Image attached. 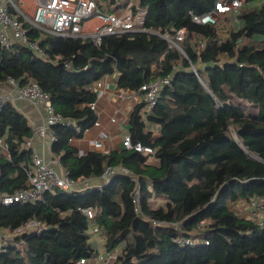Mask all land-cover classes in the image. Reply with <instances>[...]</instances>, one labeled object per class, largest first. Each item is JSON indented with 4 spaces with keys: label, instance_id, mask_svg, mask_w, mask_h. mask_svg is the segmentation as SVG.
Returning <instances> with one entry per match:
<instances>
[{
    "label": "trees",
    "instance_id": "16d2710c",
    "mask_svg": "<svg viewBox=\"0 0 264 264\" xmlns=\"http://www.w3.org/2000/svg\"><path fill=\"white\" fill-rule=\"evenodd\" d=\"M93 1L104 13L110 12L101 3H115ZM231 1L140 0L138 8L147 10L142 31L104 36L99 45L24 23L45 59L22 46L0 47V84L32 79L65 120L51 128L56 140L50 147L64 172L83 181L115 170L100 190L56 189L34 203L0 206V231L14 233L30 222L42 227L39 234H15L0 251V264H93L98 250L80 209L95 211L105 250L117 251L106 264H264V0H239L241 6L214 25L196 24L189 15L213 13ZM179 29L186 30L180 51L163 38ZM114 74L116 88L129 92L170 78L156 106L147 112L137 104L128 119L132 143L151 147L152 157L123 148L79 155L70 145L97 121L90 109L93 84ZM238 101L256 112L246 114ZM31 136L25 117L6 104L0 110V138L8 148V157H0V193L30 188L23 145ZM152 197L163 205L151 209ZM254 197L263 199L261 226L233 209ZM179 239L192 245L180 246Z\"/></svg>",
    "mask_w": 264,
    "mask_h": 264
},
{
    "label": "built area",
    "instance_id": "2783aa9c",
    "mask_svg": "<svg viewBox=\"0 0 264 264\" xmlns=\"http://www.w3.org/2000/svg\"><path fill=\"white\" fill-rule=\"evenodd\" d=\"M23 1L0 0V47L9 49L15 45L22 46L42 59H45L46 55L40 40H31L28 37L27 31L24 28L25 24L41 33L61 38H90L96 45H99L104 36L142 31L147 14L146 9L132 8V6L122 9L119 14L104 13L96 6L93 0H31L33 10L28 15L22 11ZM240 6L241 1L232 0L231 2L217 4L216 11L213 13L194 16L189 12V15H191L192 21L196 24L214 25L217 21L216 16L229 11H236ZM185 34V29H179L175 32L174 36L164 35L163 38L171 48L180 51L179 44L182 42ZM104 81V78H102L93 84L91 91L95 93L96 97L100 95ZM5 84L9 85L12 90L5 91L0 89V110L8 103L25 101L42 106L45 115L41 125L31 127L32 136L23 145L25 150L30 154L26 171L30 188L15 190L9 194L0 193V206L7 207L14 204L34 203L40 201L43 193H53L56 189L67 193L94 189L89 188L84 182L81 183L71 179L66 172H59L57 170L58 162L56 160L46 161L34 146V141L40 140L51 147L56 140L51 128L55 125L65 124V120L54 112L48 95L32 79H27L21 86L13 79L7 80ZM169 85V77L143 84L137 92L140 94V101L135 103L134 106L143 103L146 106V111L149 112L156 106L162 89ZM90 109L95 111V102L90 105ZM68 124L71 125L74 131H79V128L73 121ZM120 142L122 148L125 150L151 157L154 155V150L151 147L144 146L139 142L132 143L129 135H123ZM95 146L100 145L95 143ZM0 150L6 154L5 157H8V148L2 138H0ZM121 172L127 173L125 169H121ZM114 173L115 170L108 167L100 178L106 184ZM95 188L97 190L101 189V187ZM137 194L138 191H136L133 197L134 204L138 202ZM80 211L88 220L89 234L96 236L100 230L93 222L95 211L92 209H80ZM249 211L250 213H248ZM246 212L249 220L261 226L263 199L254 197L246 205ZM152 223L160 225L156 222ZM31 230L39 234L42 227L34 222H30L16 230L15 233L20 234ZM8 241H11V239ZM177 243L180 246L192 245L189 240L182 239H179ZM6 244V242L0 240V251L7 246ZM12 246L20 250L24 249L22 243H14ZM115 258L116 255L112 251L106 252V254L98 251L94 259L106 264L115 260ZM84 262V260L80 261L81 264H84Z\"/></svg>",
    "mask_w": 264,
    "mask_h": 264
},
{
    "label": "crops",
    "instance_id": "0c3cea01",
    "mask_svg": "<svg viewBox=\"0 0 264 264\" xmlns=\"http://www.w3.org/2000/svg\"><path fill=\"white\" fill-rule=\"evenodd\" d=\"M114 4L106 5L101 3V6L110 13H115V11L120 12L126 7L132 6L138 7L140 0H114ZM33 10V3L31 0H24L22 5V11L25 14H31ZM104 78V84L101 89V93L96 97L95 101V113L97 114V121L95 124L85 130L82 133V137L78 139H72L70 145L75 148L79 155L86 154L90 151L107 153L110 150L118 151L122 148L121 138L123 135H127L128 130V119L129 115L134 107V104L140 101V94L137 92L122 91L116 88L117 76L111 75ZM0 89L5 91L12 90L11 87L5 83L0 84ZM27 120L30 127H37L43 123L44 118V108L42 106L34 105L25 101H14L11 103ZM158 130L155 129L154 137H158ZM98 143L100 146H95ZM34 146L37 152L46 160H54L51 156L50 147L40 141L35 140ZM6 154L0 150V157H5ZM150 163L155 164L154 159L149 160ZM59 172H64L62 167L57 166ZM81 183H86L89 188L101 187L105 183L100 178L88 179L79 181ZM84 191V190H82ZM164 203V201H162ZM236 213V212H235ZM247 213V212H246ZM243 214V216L238 215L240 218L248 219V214ZM247 215V216H246ZM16 233H10L8 231H0V240L7 242L12 239ZM91 241L94 242L98 251L106 254L105 237L102 235L101 231L96 235L92 236ZM102 248L103 250H99ZM90 263L97 264L100 263L94 258L90 260Z\"/></svg>",
    "mask_w": 264,
    "mask_h": 264
},
{
    "label": "rangeland",
    "instance_id": "374dc122",
    "mask_svg": "<svg viewBox=\"0 0 264 264\" xmlns=\"http://www.w3.org/2000/svg\"><path fill=\"white\" fill-rule=\"evenodd\" d=\"M217 20L221 17V16H216ZM220 22V20H219ZM224 25L226 27L227 23L224 21ZM241 109L246 113V114H254L256 112V108L254 106H252L251 104L246 103L245 101H238L237 103ZM163 200H161L158 197H152L149 200V206L151 209H157L159 207H161L163 205ZM249 203V202H248ZM248 203H241V204H237L236 206H234V211L240 215L243 216V214L246 213V205ZM250 213V211L248 212ZM247 214V213H246ZM247 216V215H246ZM99 250H103L102 248H99ZM115 255L117 254V251H112ZM111 264V263H110Z\"/></svg>",
    "mask_w": 264,
    "mask_h": 264
},
{
    "label": "water",
    "instance_id": "95a60500",
    "mask_svg": "<svg viewBox=\"0 0 264 264\" xmlns=\"http://www.w3.org/2000/svg\"><path fill=\"white\" fill-rule=\"evenodd\" d=\"M248 156H249L251 159L258 161V159L255 158L254 156H252V155H248Z\"/></svg>",
    "mask_w": 264,
    "mask_h": 264
}]
</instances>
